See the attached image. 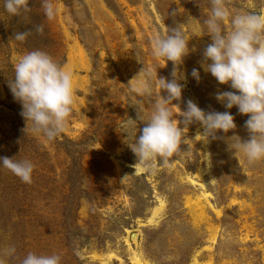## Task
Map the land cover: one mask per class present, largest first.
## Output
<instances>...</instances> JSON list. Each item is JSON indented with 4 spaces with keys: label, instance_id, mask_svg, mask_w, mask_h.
Returning <instances> with one entry per match:
<instances>
[{
    "label": "rangeland",
    "instance_id": "rangeland-1",
    "mask_svg": "<svg viewBox=\"0 0 264 264\" xmlns=\"http://www.w3.org/2000/svg\"><path fill=\"white\" fill-rule=\"evenodd\" d=\"M53 2L58 12L49 21L42 0H29L18 15L0 0V157L34 164L30 184L0 167V259L21 264L33 252L57 254L61 264H102L109 255L108 264H132L134 254L146 264H264V161L249 164L229 149L231 137L248 139V116L217 102L218 91L234 90L201 67L211 43L203 28L209 0ZM227 5L234 13L264 12V0ZM41 25L42 34L35 31ZM177 27L190 53L174 69L171 61H154L151 41ZM25 31V41L14 39ZM33 50L74 73L75 107L52 142L33 135L30 122L27 128L9 88L18 58ZM143 67L168 80L174 70L187 77L171 106L175 119L191 99L206 112L230 111L236 128L205 144L193 123L179 155L135 172L130 146L145 126L138 114L146 121L160 94L155 86L151 97L131 92ZM129 118L137 121L121 127ZM11 247L16 252L7 256Z\"/></svg>",
    "mask_w": 264,
    "mask_h": 264
},
{
    "label": "clouds",
    "instance_id": "clouds-1",
    "mask_svg": "<svg viewBox=\"0 0 264 264\" xmlns=\"http://www.w3.org/2000/svg\"><path fill=\"white\" fill-rule=\"evenodd\" d=\"M209 3L211 11L203 20V28L211 43L203 50L201 67L220 85H228L234 90L218 91L215 94L217 102L228 110L236 107L240 114L248 116L244 125L248 139L231 137L233 143L229 149L234 154H242L249 164L264 161V12L234 13L230 11L227 0H209ZM3 4L10 15L29 10V0H3ZM42 7L46 18L54 20L58 9L53 0H42ZM225 21L230 22V29L223 27ZM35 31L42 34L44 28L37 26ZM28 35L30 31L18 32L14 39L23 42ZM188 44L179 27L169 29L166 34L153 37L152 57L157 62L171 61L175 69L189 55ZM14 73L9 88L14 99L22 105L21 115L27 122V128L30 122L33 135L42 136L46 142L54 141L66 130L75 107L73 70L57 63L47 52L33 50L18 58ZM172 76L171 80L158 77L157 72L143 67L133 78L136 81L131 85L133 93L151 97L153 86L160 90L147 120L138 114V120L145 122V126L130 146L137 157L135 172L137 166L148 170L157 159L168 164L170 158L179 155L181 145L186 144L185 130L193 123L198 122L202 126L203 132L197 133L195 138H200L205 144L210 142V138L216 139L218 131L227 133L236 128L230 111L206 112L191 99L186 102V109L181 111L183 119H175L171 106L175 105L173 101L181 99L184 85L179 81L187 77L177 75L175 70ZM191 76L197 82L201 79L196 68L192 69ZM162 90L166 96L161 95ZM135 121L129 118L120 126L133 125ZM207 156L206 163L211 167L210 154ZM0 167L9 170L23 183L32 182L34 164L30 160L0 157ZM15 252L16 249L11 247L6 255L13 256ZM0 264H5L4 259H0ZM21 264H61V257L30 252Z\"/></svg>",
    "mask_w": 264,
    "mask_h": 264
},
{
    "label": "bare ground",
    "instance_id": "bare-ground-1",
    "mask_svg": "<svg viewBox=\"0 0 264 264\" xmlns=\"http://www.w3.org/2000/svg\"><path fill=\"white\" fill-rule=\"evenodd\" d=\"M201 128H202V126H201ZM203 129V128H202ZM139 168V167H138ZM201 173H199V175H200ZM162 205L163 204H161V207H162ZM161 207L160 208H158V210H156V213L155 214H157L158 213V211L161 209ZM150 221H153V219H151ZM112 257V255H109V258H111ZM118 257V256H117ZM108 258V259H109ZM108 259L107 260H104L103 261V263L102 264H108ZM132 264H146L143 260H142V258L140 257V256H138L137 254H134V256H133V258H132Z\"/></svg>",
    "mask_w": 264,
    "mask_h": 264
}]
</instances>
